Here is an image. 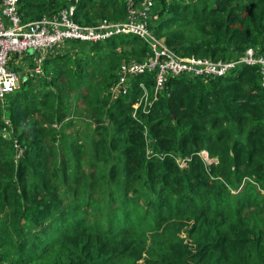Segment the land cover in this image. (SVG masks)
Returning <instances> with one entry per match:
<instances>
[{
	"label": "trees",
	"instance_id": "trees-1",
	"mask_svg": "<svg viewBox=\"0 0 264 264\" xmlns=\"http://www.w3.org/2000/svg\"><path fill=\"white\" fill-rule=\"evenodd\" d=\"M71 4L81 25L127 13L125 0H19V13L39 21ZM156 4L155 35L183 57L264 56V0ZM188 28L191 43L180 32ZM77 46L76 57L62 53ZM128 51V63L153 56L135 35L63 43L39 75L37 54L24 56L37 82L0 99V264H264L260 67L238 64L209 80L170 75L157 94L149 72L108 107L125 60L118 52ZM83 106L96 124L90 148L80 136L58 142L53 126H75Z\"/></svg>",
	"mask_w": 264,
	"mask_h": 264
},
{
	"label": "built area",
	"instance_id": "built-area-1",
	"mask_svg": "<svg viewBox=\"0 0 264 264\" xmlns=\"http://www.w3.org/2000/svg\"><path fill=\"white\" fill-rule=\"evenodd\" d=\"M78 0H75L77 3ZM126 17L121 21L101 19L95 25H81L73 20L76 4L62 9L59 14L39 21L23 22L19 13V0H2L0 4V99L4 100L19 87L18 72L11 66L14 57L22 58L33 51L37 54V74L49 51L68 41L98 43L121 35H135L150 44L153 56L138 62H123L114 94L126 95L130 91L131 78L154 72L155 94L166 87L168 76L179 77L191 74L207 80L225 76L238 64L260 67L264 86V56L248 49L236 62L214 61L195 57H183L166 46L153 31L157 16L154 13L156 0H125ZM145 88L144 86H142ZM142 100L148 101L145 94ZM139 104L136 106L138 109ZM22 152V151H21ZM205 154V153H204ZM208 156V155H207ZM204 158V157H203ZM205 160V159H204ZM207 162V160H205ZM186 167V162L180 164Z\"/></svg>",
	"mask_w": 264,
	"mask_h": 264
},
{
	"label": "rangeland",
	"instance_id": "rangeland-1",
	"mask_svg": "<svg viewBox=\"0 0 264 264\" xmlns=\"http://www.w3.org/2000/svg\"><path fill=\"white\" fill-rule=\"evenodd\" d=\"M170 1L172 2V0H167V2H170ZM185 1H187V0H185ZM156 6H157V4H156ZM180 32L185 36L186 41L188 43H191L198 38L197 32L193 28H188V29L182 30ZM66 49L67 48L63 49V51H62V53L64 55H67L68 53H70L72 55V57H76L79 53H81V47L80 46H77V48H74V49H72V47H69L67 50ZM86 51H88V49H86ZM118 53L122 54V59L123 58L125 59V60L123 59L124 62L127 61L126 59H134L131 55H129V51L128 52H118ZM29 54L33 55L35 53L33 51H29ZM23 58H25V57L22 56V58H20V59H17L16 57H14V61H12V63H11V64H13L12 67L14 66L13 68L18 71V75H19V79H20L19 87L17 90L20 89V87L22 86V84L24 82H27V83L32 82L33 84H35V82H37L36 77H35V74L37 73L36 72L37 67L35 68V72H36L35 73L31 69L30 62H28L27 59L25 60ZM220 61H222V59H220ZM33 74H34V76H32ZM114 89H115V86L112 85V87L110 89L111 95L109 96L110 100L108 103V107L112 104V101L115 100V98L113 97V96L116 97V95L114 94ZM73 99H74V95H73ZM2 103H3V101H2ZM71 116H73L75 121L77 122L75 124V126H73L71 128H64V127L59 128L58 126H53L55 129V132L52 134V136H54L55 138H58L59 139L58 142H60L62 144L63 143L64 144H66V143L70 144V142L74 143V141L78 138V136H80L82 138V140H78L79 144L80 145L86 144L87 148H90V145H89L90 137L94 134L93 129H94V127H96V124H93V121L90 120L91 115L85 111V108L83 106V107L77 108V110L74 111L73 115H71ZM3 119H4L5 126H7V129L4 130V134H6V136H8V134L11 135V132H10L11 122H10L8 116H6L4 114ZM87 121L92 122V124H89ZM64 136H66V137H64ZM53 144H54L53 141L49 140V145L53 146ZM20 153H21V149L19 152H17V154L20 155ZM202 156L204 157L205 160H207V162L209 164L214 162L206 154L203 153ZM180 164H183V161H181Z\"/></svg>",
	"mask_w": 264,
	"mask_h": 264
},
{
	"label": "bare ground",
	"instance_id": "bare-ground-1",
	"mask_svg": "<svg viewBox=\"0 0 264 264\" xmlns=\"http://www.w3.org/2000/svg\"><path fill=\"white\" fill-rule=\"evenodd\" d=\"M206 154V153H205ZM207 155V154H206Z\"/></svg>",
	"mask_w": 264,
	"mask_h": 264
}]
</instances>
